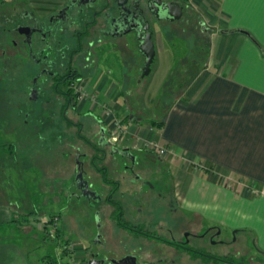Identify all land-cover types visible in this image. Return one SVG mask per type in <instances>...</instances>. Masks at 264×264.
I'll return each instance as SVG.
<instances>
[{
	"label": "crops",
	"instance_id": "obj_1",
	"mask_svg": "<svg viewBox=\"0 0 264 264\" xmlns=\"http://www.w3.org/2000/svg\"><path fill=\"white\" fill-rule=\"evenodd\" d=\"M13 1L0 0V8L10 5ZM28 1L36 6L56 0ZM175 1L188 8L195 21H200L207 33V54L193 78L182 87L179 95L168 103L163 113L155 116L149 110H154L159 103L167 79L180 63L177 66L179 56L175 55L173 64L169 67L165 65L164 59H168L169 55L165 50L166 37L160 31H157L159 34L156 32L155 37L156 63L152 64L148 74H151L149 84L141 101L143 108H140V111H146V116L134 109V105L131 107L130 101L126 104L118 101V89L114 83H111L108 89L101 87L98 83L99 76L89 84H85L84 80L79 83L80 92L87 97L79 102V109L81 112L92 111L95 114L110 109L113 114H104V119H101L107 137L113 129L114 118L121 119V132L115 144L123 145L132 151L144 150L169 169L173 198L178 209L188 210L192 217L198 218L201 224L207 225L210 230L220 229L221 233L222 227L225 226L234 235L250 234L254 251L262 258L260 262H256L262 264L264 0ZM138 52L139 50L131 45L130 59L138 60L136 71L144 62L143 55ZM139 60H142L141 64ZM110 63L111 76L117 78L116 63ZM164 66L167 70L158 90L161 94L154 95L155 100L147 101L146 90H150L153 76ZM144 77L141 78L142 81ZM105 93L113 96L110 103H106ZM121 105L126 107L123 110H129L140 119L133 122L129 118L124 120L123 111H119ZM86 122L88 121L82 117L81 123L84 125ZM150 142L159 143L168 152L162 157L149 152L147 144ZM75 145L78 146L76 143ZM101 211H98V217L101 216ZM10 212L0 207V222L11 221L13 215ZM102 213L103 219L110 222L113 220L107 211ZM105 228H108L111 234L114 233L110 224ZM32 229L34 228L29 231L33 232ZM53 248V252L49 254L33 255L28 248H21L19 243L11 240L0 241V264H71L64 258L71 260L74 258L71 252H77V249H73L68 253L70 256H64L63 249L57 244ZM84 249L88 247L81 244L79 250L85 253ZM83 256L84 254L79 255L77 260L74 258L72 264H82ZM206 261L212 264H232L210 258Z\"/></svg>",
	"mask_w": 264,
	"mask_h": 264
},
{
	"label": "flooded vegetation",
	"instance_id": "obj_2",
	"mask_svg": "<svg viewBox=\"0 0 264 264\" xmlns=\"http://www.w3.org/2000/svg\"><path fill=\"white\" fill-rule=\"evenodd\" d=\"M161 15L162 13L159 11L154 13L150 10L146 5V0H56L54 2L46 1L44 5L37 4L36 6L28 0H14L11 5L0 8V65L2 64L3 71H6L8 69L5 65L9 61H15L13 63L15 66L19 62H25L30 75L28 82L23 83V85L26 84V87L18 89L15 86L17 81L13 89L7 90L5 87H1L0 95L5 94L7 98H12L11 102L14 101L13 103L17 100L20 101L18 113L22 110L25 112L24 117L27 119L23 122L30 140L34 136L38 140L43 139V134L46 132L43 122L49 124L50 121H63L65 131L72 126L74 138L89 145L92 152L89 162H87L89 168L81 159L82 156L86 157L87 153L81 152L75 143L73 145L75 168L72 182L67 185V191L64 193L68 204L72 203L74 204L73 208H76L77 202L81 203V199L86 198L81 196V191L75 184V177L81 171L84 179L88 182L89 189L96 195L94 199H91L96 202L95 205L99 208L96 214L100 211V205L101 208L105 207L113 219L111 220L112 224L116 227L129 229L153 239H160L165 251H168L174 250L173 247H185L186 249L185 240L174 238L172 234L171 239H164L131 222L128 224L123 220L126 214H131L127 212L125 206L128 201L122 197H116L115 192L121 186L126 185L140 197H138L139 201L143 200L148 203L146 210L136 207L135 211L138 215L143 213V217L147 218V215L153 212L159 218L171 219L178 213V209L173 205L175 200L169 169L144 150L132 151L123 145L114 144L115 147L127 151L123 154L112 152L111 145L106 142L109 138L107 131L102 124L103 115H107V111L110 109L101 110V113L96 114L92 111L81 112L79 109V102L83 98H87L80 92L79 83L84 80L85 84H89L96 76L100 77L98 83L103 88L108 89V86L114 83L118 89L116 93L118 101L121 104L129 103V85L132 77L130 72L131 70L135 72L138 65V60L130 59V51L131 45L138 49V41L136 32L129 30L128 23L130 21H147L155 47L156 31H160L164 37L172 36L183 33L186 29L189 30L187 28L189 21H193L192 18H189L188 11H185L177 20L165 19ZM111 61L117 65V78L111 76L112 69L109 67ZM15 66L14 68H16ZM141 69L142 67L139 68L140 72ZM20 75H15L13 79H20L18 78ZM135 77V81L138 78L140 85L143 77L134 75L133 78ZM105 94L107 95V93ZM108 96L109 99L106 103H109L108 101H111L113 97L111 94ZM0 111V117L4 116L10 123L20 115L16 113L13 115L14 117H6L3 113L4 110L0 108ZM82 117L91 118L93 126L99 127L95 133L97 143H91L83 134L85 126L81 123ZM55 126L54 124L50 126L48 132L55 133L58 138L64 136L65 132L60 129L61 126H58V130H54ZM90 127L88 132L92 130ZM16 131L12 129L10 133H17L18 131ZM12 143L9 141L7 144L11 151ZM28 145L30 148L35 147L31 145V142ZM0 146L2 145L0 144ZM38 148L48 150L43 144ZM128 152L135 156V161H132ZM27 153L25 169L30 163L41 164L43 153L42 155L39 152H36L38 154L32 153L31 149ZM2 154L0 152V172L5 165ZM116 155L124 161L116 162L113 166L108 163V160L106 163L104 162L107 158H114ZM15 156L13 153L11 159ZM95 159L103 160V165L98 166ZM85 167L91 172L89 176L86 174ZM108 174H113L114 177L109 179ZM92 180L97 181V185L101 186L99 190L103 191V188L106 187L104 196L97 194L93 189ZM56 199L59 200L58 195ZM152 199L159 202L157 210L149 205V200ZM15 206L17 207V203ZM30 206L31 208L25 214L30 213L28 217H34L33 215L39 211V208L34 204H30ZM159 208H162L163 211ZM182 213L184 214V212ZM53 216V219H60L59 213ZM143 220L142 222H144ZM147 221L152 222L153 220ZM139 223L141 224V220ZM179 223L171 221L170 227H166V230L171 233L173 229H177ZM100 229L101 226L95 231L96 241L105 246L106 240L110 239L108 237L111 232L105 226L101 232ZM182 231L186 232L187 229L182 228ZM215 232L212 233L213 238L215 235H219ZM207 234L206 232L205 235ZM84 251L87 254L84 253L82 264H88L93 259L103 261L102 264H113L111 258L105 253L100 254L102 251L99 249L94 251L84 249Z\"/></svg>",
	"mask_w": 264,
	"mask_h": 264
},
{
	"label": "rangeland",
	"instance_id": "obj_3",
	"mask_svg": "<svg viewBox=\"0 0 264 264\" xmlns=\"http://www.w3.org/2000/svg\"><path fill=\"white\" fill-rule=\"evenodd\" d=\"M7 6H9V4L4 7ZM194 23L196 34H198L197 37L199 39H196L194 32L191 31L189 27H187L189 30L186 29L183 33L172 36L169 35L165 38V50L167 51V55H169L168 59H164L167 67L173 64V57H175V55L179 56V58H177V66L180 63L182 67H185L184 64L187 58L190 61L193 57L199 56L202 49H207V33L199 24V21H195ZM204 60L203 58L202 63H204ZM14 62L15 61L7 62L5 66L8 70L6 71H3L4 67H2V64L0 65V88L5 87L7 90L13 89L17 81L15 86H17L18 89L23 88V86L26 87V84L23 85V83L28 82V77L30 75L29 70L26 69L25 62H17V66L13 64ZM139 62L141 64L142 60H139ZM153 63H156V59H154ZM187 65H190L189 62L186 63V66ZM14 66L16 68H14ZM166 66L153 76L154 81H151L150 90H148V92L146 90L147 101H151V99L155 100L154 95L161 94V91L159 92L158 90H160L161 80L166 73ZM181 68H178L179 73H176L177 69H175V72L167 79L163 90L165 96L163 97L164 100L162 103L164 105L168 104L179 95L180 90L187 81L188 75L185 72L181 73ZM115 69L117 71V68ZM191 70H189L188 73ZM130 73L132 75V82L129 85L131 95L129 98L130 106L133 107L134 105V108L140 111V108H143L141 105L143 92L149 84V77L151 74L145 76L139 85L138 78L137 81H135L136 77H133L134 75L138 77L141 73L140 70L138 69L135 71L136 74L132 72V70ZM17 74H21L20 77H18L20 79H13ZM105 98L108 100L109 96L105 95ZM11 99L12 98H7L5 94L0 95V108L4 110L3 113H5L6 117H14L13 115L18 113L20 107L19 100L13 103L14 101L11 102ZM123 109H126V107L121 105L119 111H123ZM149 111L151 114L154 113L155 116H158V112L156 110L154 111L153 108ZM24 113V110L20 111L18 113L20 115L16 117L15 121L13 120L11 122L13 124L4 116L0 117V144L2 145L0 146V152L3 153L2 155L5 160V165L0 172V207L8 209L9 212H12L11 215H13L11 221L0 222V241L11 240L12 242L19 243L21 248H28L33 255L49 254L53 252V247L57 244L62 249H68L69 252L73 249H77L76 251L78 253L71 252L76 260L79 255L84 254L82 250H79L81 244L87 246L89 250L94 251L99 249V251H102L100 254L105 253V255L111 259H119L126 254L137 255L138 264H212L206 261L209 258L207 255L218 258L224 257L227 261L234 264H258L256 261L260 262L262 259L261 256L254 251L255 247L252 244L250 234L239 233L238 235H234L229 228L223 226L222 232L219 235H215L213 238L212 233L214 230H210V227L207 225L203 226L198 218H194L189 214L188 210L183 208L178 209L179 207L176 203H173V205L174 208L178 209V213L171 219L159 218L158 215L153 212V214H148L147 218L143 217V213L138 215L135 211L136 207L146 210L148 203H145L143 200L139 201V196L126 185L121 186L115 192L116 197H122L128 201V204H125V206L127 212L131 214H126L123 220L127 221L128 224L131 222L132 224L138 225L140 228H144L146 231L151 232V234H156L164 239H171V234L174 238H182L186 242V249L185 247H173L174 250L165 251V247L162 244L163 242L160 239H153L145 235L137 234L129 229L116 227L112 224V221L110 222L108 219H103L102 212H106L105 207L101 208L100 205V209L102 210L101 216L98 217V214L96 215V211L99 210V208L95 205L96 202L94 200L89 201L86 198H82L81 203L77 202L78 205L76 208H73L74 204H68L66 196L64 195L68 188L67 185L72 182V175L75 168L73 159L75 151L73 150V145L74 143L78 144L81 151L87 153L86 157L82 156L81 159L88 168L87 162H89L90 156L92 155L89 145L87 143H81L78 138H74L72 126L65 131L63 121H50L49 124L43 122L46 126L43 139L38 140L34 136L30 140L29 135L26 133L27 128L23 122L27 119L24 117ZM140 113L143 116L147 115L146 111H140ZM84 118L88 122L84 123L85 131L83 134L86 135L91 143H97V135L95 134L97 130L95 127L92 129V119L89 117ZM89 120H91V122ZM53 124L56 125L54 130H58V126H61L60 129L65 132L63 133L64 136L58 138L55 133L48 132V128ZM88 126L92 129L90 132H88ZM12 129L18 132L10 133ZM47 132L48 134H46ZM9 141L13 142L12 151L9 146H7ZM29 142L35 147L30 148L28 145ZM42 144L45 148H48V150L38 148V146ZM29 148L32 150V153L39 152L41 153L40 155L43 153V158H41L42 161L40 165L30 163L28 168L25 169L26 158L28 156L27 152L30 150ZM10 153H14L16 156L11 159L12 154L10 155ZM107 160L111 166L116 162L124 161L117 155L114 158H107L104 162L106 163ZM95 161L98 166L104 163L103 160L100 161L95 159ZM87 167H85L87 170L86 174L89 176L91 172ZM95 177L96 175L94 174V178ZM107 177L111 179L114 176L113 174H108ZM92 182L93 189L96 190L97 194L104 196L106 187L103 188V191L99 190L101 186L97 185V181L92 180ZM57 195L59 196L58 201L56 199ZM16 203L17 207L15 206ZM30 204H34L35 207L39 208V211L33 215L34 217H28L30 213L25 214L27 210L31 208ZM149 205L157 210L159 202L156 199H152L149 200ZM159 210L163 211L162 208H159ZM181 211L184 212V214ZM58 213L60 214V219H53V215ZM149 219L153 221H147ZM140 220L141 224L139 223ZM142 220L144 222H142ZM171 221H178L180 223L177 229H173V231L169 233L166 227H170ZM108 224L113 226L114 233H110L108 237V239H110L106 240V245L103 246L96 241L95 231L101 226V232L103 227ZM31 228H34L32 229L33 232L29 231ZM182 228L187 229V231L183 232ZM50 231L51 234H49ZM206 232L208 233L207 235H205ZM215 233H217V231ZM66 239H69L67 246L64 245ZM60 250L61 249H59V251ZM198 251L202 253L198 254ZM64 256L70 255L65 254ZM74 258L70 260L66 257L64 260H69L72 264Z\"/></svg>",
	"mask_w": 264,
	"mask_h": 264
},
{
	"label": "water",
	"instance_id": "obj_4",
	"mask_svg": "<svg viewBox=\"0 0 264 264\" xmlns=\"http://www.w3.org/2000/svg\"><path fill=\"white\" fill-rule=\"evenodd\" d=\"M147 7L152 10L154 13L161 12L162 17L169 20H177L183 14V6L180 5L175 0H146ZM129 30H134L136 32V40L138 41L139 52L144 57L143 66L141 69V77H144L149 74L152 63L155 59V47L152 40V33L149 29L147 21H130ZM26 30V28H25ZM232 32V31H230ZM124 115L127 116L132 122L135 119H140L135 117L129 110L124 111ZM103 131V130H102ZM107 144L111 145L112 152L125 153L126 149H119L115 147V142L112 139H108ZM129 155L131 153L128 152ZM132 161H135V156L131 155ZM76 187L81 191V196L86 197L88 200L94 199L96 197L95 193L89 189L88 182L83 177V173L79 171L75 177ZM97 215V214H96ZM220 233V230L217 231V234ZM103 261H97L96 259L91 260L88 264H102ZM113 264H137V258L134 254H126L119 259H111Z\"/></svg>",
	"mask_w": 264,
	"mask_h": 264
},
{
	"label": "trees",
	"instance_id": "obj_5",
	"mask_svg": "<svg viewBox=\"0 0 264 264\" xmlns=\"http://www.w3.org/2000/svg\"><path fill=\"white\" fill-rule=\"evenodd\" d=\"M185 11H188L189 12V18H192L193 19V21H189V28H190V30L191 31H193L194 32V34H195V37H196V39H199L197 36H198V34H196V29H195V17H194V15L193 14H191V12H190V10L188 9V8H186L185 6H183V13L185 12ZM195 19V20H194ZM199 24H200V21H199ZM201 25V24H200ZM207 40H206V46H207ZM202 52V53H201ZM200 52V54H199V56H195V57H193L190 61L187 59V61L185 62V67H178V68H181L180 70V72L181 73H183V71L188 75L187 77V81L185 82V84L188 82V81H190L192 78H193V76L195 75V73L198 71V68H200L201 67V65H202V60H203V58L204 59H206V54H207V49L205 50H203L202 49V51ZM205 61V60H204ZM189 62V64L190 65H187L186 66V63H188ZM178 68H177V71H176V73L178 72ZM139 69V68H138ZM192 69V70H191ZM189 70H191L189 73H188V71ZM179 73V72H178ZM139 76V75H138ZM132 82V81H131ZM184 84V85H185ZM183 85V86H184ZM181 91V90H180ZM180 93V92H179ZM131 96V95H130ZM165 95L163 94L162 95V97H161V99H160V102L157 104V106L154 108V110H156L157 112H158V116L159 115H161L162 113H163V111H164V109L168 106V104H166V105H164L163 103H162V101L164 100V97ZM139 105V104H138ZM135 109V108H134ZM131 113V112H130ZM122 118L125 120V119H128V117L127 116H125L124 114H123V116H122ZM153 124H154V122H153ZM149 152H152V151H150L149 150ZM69 243V239H66V241H65V244L64 245H66L67 246V244ZM64 254H68V249H63V251H62ZM198 254L199 253H202V252H197ZM209 258H213V259H216V260H219V261H224V262H227V263H232V262H230V261H227L224 257L223 258H218V257H213V256H210V255H207ZM66 264H70L69 262H67ZM233 264V263H232Z\"/></svg>",
	"mask_w": 264,
	"mask_h": 264
},
{
	"label": "built area",
	"instance_id": "obj_6",
	"mask_svg": "<svg viewBox=\"0 0 264 264\" xmlns=\"http://www.w3.org/2000/svg\"><path fill=\"white\" fill-rule=\"evenodd\" d=\"M109 113L111 115L113 114L111 110H108L107 111V115ZM120 132H121V119L114 118V120H113V129H112L110 135H108V137H109L108 139H112L114 142H117L118 136H119ZM147 148L150 151L154 152L159 157L164 156L168 152V150L165 147H162L157 142H150V143H148L147 144ZM49 234H51V231L49 232Z\"/></svg>",
	"mask_w": 264,
	"mask_h": 264
}]
</instances>
